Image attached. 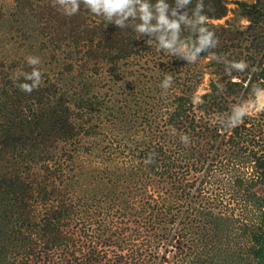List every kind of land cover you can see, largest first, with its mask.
<instances>
[{
    "label": "rangeland",
    "instance_id": "1",
    "mask_svg": "<svg viewBox=\"0 0 264 264\" xmlns=\"http://www.w3.org/2000/svg\"><path fill=\"white\" fill-rule=\"evenodd\" d=\"M29 1L0 0V70L8 71L12 65L21 67L27 63L28 56L38 57L40 64L36 67L44 76L42 82L48 77L55 84L57 96L69 98L68 105L73 113L71 120L78 134L68 141L57 139L49 146V154L43 159L26 158V154L22 156L26 150L1 151L0 174L17 172L25 182L34 180L35 188L38 185L47 187L45 191L53 190L44 205L38 204L36 197H31V207L35 212L33 218L39 220L47 213L56 215L59 211L66 217L67 208H70L71 218L64 223L61 221L60 230L63 235L76 237V255L84 257L93 248L107 254L92 264H112V248L119 242L128 245L130 240L136 246V254H142V257L151 254V250L161 252L159 242L164 239V229L158 217L151 216L157 209L156 200L152 199L149 205L148 199L143 198L145 194L149 195L145 182L150 180L146 172L147 161L138 158L140 150L136 146L144 148L152 134L163 141L166 129L162 125L167 117V111L163 109L164 99L169 94L181 91L192 94L193 90V95H196L194 102H197L202 100L197 96L211 91L212 81L219 78L218 73L246 86L253 71L264 69V0H223L225 14L211 19L214 24L230 30L228 39L223 40L215 52L220 59H212L210 54L200 57L195 63H188L156 46L118 61L103 59L100 50H91L90 53L85 47L91 43V38L92 42H97L101 36L82 34V18L90 22L87 32L93 28L95 19H101L83 4L75 15L67 16L60 10L56 16L53 9L58 6H53V0ZM164 2L174 7L175 0ZM241 3H246L248 9L245 10ZM247 12L253 16V21ZM122 14H127V11ZM122 14H114L108 22L118 21ZM70 21H75L72 26L79 25L74 32L61 28L70 26ZM49 22L60 30H48L50 35L41 33L42 27L48 26ZM251 24L253 28L249 27ZM65 43L71 47L78 45L71 48ZM225 59L243 60L248 68L244 72L233 70L229 74ZM114 67V72H111ZM168 76H171V86L163 89L160 85ZM82 96L91 98L94 103L93 109L86 111L83 121L82 109H79ZM228 98L230 107L245 106L247 115L254 118L248 126L264 124V106L254 104L255 95L247 94L243 99L235 95ZM196 112L199 114L197 109ZM142 186V190L137 189ZM154 186L158 191L162 190L156 182ZM225 187L229 188L225 179L212 178L207 184L210 199L203 202L212 212L215 209V215L207 213V217L199 222L217 215L228 217L232 219L234 232H242L243 220L253 219L255 209L248 206L245 211L243 202L239 203L234 198L235 190H231L232 193L228 191L223 200H218L215 194ZM185 209L186 206L181 207L179 220L181 217L186 219ZM232 209L235 215L230 212ZM190 216L192 218L193 214ZM191 221L188 219L182 223L186 229L182 231L189 232L193 227ZM13 225L10 221L0 222V264H78L64 246H45L39 240L31 244L32 249L35 247L31 254L25 256L14 252L10 237ZM210 227H213L212 223ZM193 244L197 248L203 246ZM186 251L187 256L192 253L191 243L185 244Z\"/></svg>",
    "mask_w": 264,
    "mask_h": 264
},
{
    "label": "trees",
    "instance_id": "2",
    "mask_svg": "<svg viewBox=\"0 0 264 264\" xmlns=\"http://www.w3.org/2000/svg\"><path fill=\"white\" fill-rule=\"evenodd\" d=\"M154 1L133 0L126 10L127 14L121 13L123 16L119 19V24L114 20L108 22L103 17L104 14L96 15L101 20L95 19L89 32L86 30L90 22L82 18V34L90 37L96 34L101 36L99 41L92 42L91 38V43L85 45L90 50L88 52L100 50L103 55L101 58L118 61L129 58L147 47H159L161 36L170 39V33H165L163 29L151 31V28L157 25L156 17L159 15L155 7L157 2ZM145 2L152 6L149 10L153 16L146 25L150 30L140 31L139 27L145 24L141 18V6ZM196 3L197 0H192L185 9L189 16ZM204 4L207 19L203 26L215 33L218 45L209 52H202L200 57L215 53L219 44L228 39L230 34L229 29L211 21L225 14L226 5L223 0H204ZM209 4L214 11H208ZM241 6L245 10L249 7L246 3H241ZM53 11L57 16L60 9L54 8ZM166 15L172 18L171 9L167 10ZM246 15L253 21L250 12ZM74 22L70 21V26L61 28L74 32L79 26H72ZM54 26L49 22L48 26L42 27L41 33L50 35V32H58L60 29ZM249 27L253 28L252 24ZM50 38L49 36V40ZM194 39V34L182 25L180 40L187 46ZM52 40L55 43L53 37ZM64 45L70 46L68 43ZM114 69L115 67L111 72H114ZM20 71L31 72L32 67L24 63L21 67L12 65L8 71L0 70V152L5 149L17 152L26 150L20 154H26V158L31 156L34 160L39 157L43 159L49 154V146L53 142L57 139L68 141L78 134V130L71 120L73 113L68 105L69 98L58 97L55 84L50 82L48 77L44 80L46 82H42L44 76L37 90L31 94L21 92L16 85L31 81H25L23 77L17 80L16 74ZM218 75V80L212 81L211 91L197 96L202 99L200 101L194 102L196 95H193V90L192 94L181 91L165 97L163 109L167 111V117L162 125L166 129L162 135L163 141L159 140V136L152 134L145 142L147 144L144 148L136 146L140 150L138 158L153 160L146 166L150 181L145 182V187L148 188L149 195L145 194L143 198L148 199L149 205L152 199L156 200L157 209L151 216L158 217L159 224L164 229V239L159 242L163 250H157L156 253L151 250V254L142 257V254H136L133 240H130L128 245L119 242L111 250L114 255L110 257L114 258L112 264H264V124L252 123L248 126L254 120L250 115H246L242 122L232 129L226 130L218 123L219 118L230 114L232 107L228 105L229 96L235 95L243 99L247 94L254 96V86L264 88V69L253 71L246 86L233 81L227 75ZM81 101L79 109H82L83 121L86 111L93 109L94 103L91 98L85 96H82ZM84 127L82 124V129ZM150 128L154 129V126L150 125ZM182 135L189 137L188 145L181 142ZM257 136L259 137L256 138ZM216 174L229 185V188H222L221 192L215 194L218 200H223L224 194L228 195L231 190H235L234 198L239 203L243 202L245 211L249 207L255 209L253 219L243 220L242 232H234L232 219L226 216L208 217L210 219L199 222L207 217V213L215 215V209L212 212L203 201L210 199L206 186L211 179L221 180ZM155 182L162 190L155 188ZM34 184V180L25 182L17 172L0 174V222L10 221L14 225L16 222V226L11 228L12 234L10 233L14 252L23 253L25 256L31 254L35 249H32L31 244L39 240L45 246H64L67 251H71L78 264H92L93 261L106 257L105 251L94 248L85 253L84 257L76 255V237L63 235L60 230V224L71 218L70 208H67L66 217L62 216L65 213L59 211L56 215L47 213L39 220L33 218L35 212L31 207V197H36L38 204L44 205L53 192L45 191L47 187L38 185L35 188ZM142 188L143 186L137 189ZM158 196L161 199L157 198ZM196 204L197 207L194 206ZM185 206L186 219L181 217L179 220L181 207ZM230 212L235 215L234 209ZM188 219L192 220L193 227L189 228V232L182 231L185 229L183 224ZM196 219L198 223L195 222ZM224 224L227 226H223ZM186 243H191L192 253L189 256L188 252H185ZM193 243L203 246L197 248Z\"/></svg>",
    "mask_w": 264,
    "mask_h": 264
},
{
    "label": "clouds",
    "instance_id": "3",
    "mask_svg": "<svg viewBox=\"0 0 264 264\" xmlns=\"http://www.w3.org/2000/svg\"><path fill=\"white\" fill-rule=\"evenodd\" d=\"M132 3L133 0H53V6H58L64 15H75L79 11L80 5L83 4L86 9L97 16H102L101 14L103 13V17L106 20H110L114 14L125 13ZM191 3L192 0H175V6L172 7L168 3H165L164 0H157L155 7L159 15L156 17L157 25L152 27L151 31L163 29L165 33H170V39L165 38V36L160 37L159 47L173 55L185 59L188 63H195L200 58L202 52H209L210 49L217 47L218 40L214 32L209 31L203 26L207 19V16L204 14V9L206 7L204 0H197L192 14L189 16L185 9ZM150 7L152 6L146 2L141 6V18L145 21V24L139 27L140 31L150 30L146 26L147 22L153 16L152 12L149 10ZM169 8H171V19L169 15H166ZM207 8L208 11H214L211 4L207 5ZM116 23L119 24L120 21L118 20ZM182 25L195 36V39L187 44V46L180 40ZM212 59L219 60L220 58L217 57L215 53H212ZM26 62L28 66L32 67V71H20L16 74V79L19 80L20 77H23L25 81H31V83H19L16 86L21 92L31 94L34 90H37L41 84L42 73L36 67L40 64V59L38 57L28 56L26 57ZM224 63L226 65V71L229 74H231L233 70L244 72L248 68L247 62L243 60L229 61L225 59ZM160 86L163 89H168L171 86V76H168ZM252 91L256 97L254 104L264 106V88L254 86ZM246 115L247 109L245 106L234 105L231 108L230 114L219 118L218 123L226 130L232 129L238 126ZM180 139L185 145H188L190 142L187 135H182ZM152 162L153 160L151 158L147 161V163Z\"/></svg>",
    "mask_w": 264,
    "mask_h": 264
}]
</instances>
